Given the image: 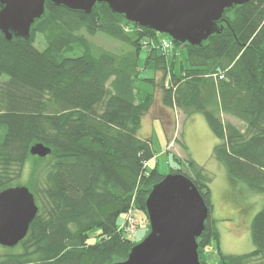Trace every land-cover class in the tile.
Masks as SVG:
<instances>
[{
    "label": "trees",
    "instance_id": "16d2710c",
    "mask_svg": "<svg viewBox=\"0 0 264 264\" xmlns=\"http://www.w3.org/2000/svg\"><path fill=\"white\" fill-rule=\"evenodd\" d=\"M83 31L107 35L130 51L98 48ZM39 34L42 50L36 46ZM162 39L106 3L85 13L49 0L30 39L14 35L8 41L0 31V193L27 186L39 207L25 239L0 264H115L128 258L139 242L123 235L118 221L131 209L149 221L146 201L166 177L156 168L147 170L156 154L151 140L138 136L158 90L162 105L179 109L185 120L204 115L218 140L213 157L233 182L264 195V0L227 9L200 46L166 38L187 52L189 66L180 73L176 59L169 60L172 51L161 48ZM78 50L81 55L66 56ZM143 71L163 76L142 77ZM37 144L51 154L32 156ZM34 157L24 185L26 164ZM188 166L189 173L171 174L191 179L209 208L197 239L201 264H210L205 250L213 242L220 264H264V207L251 224L255 249L224 255L210 216L211 178L193 159Z\"/></svg>",
    "mask_w": 264,
    "mask_h": 264
},
{
    "label": "water",
    "instance_id": "95a60500",
    "mask_svg": "<svg viewBox=\"0 0 264 264\" xmlns=\"http://www.w3.org/2000/svg\"><path fill=\"white\" fill-rule=\"evenodd\" d=\"M47 0H0V31L30 39L31 28L45 13ZM55 5L90 13L106 3L127 21L168 35L182 44L200 46L216 32L225 11L250 0H49ZM51 149L32 147L45 158ZM150 233L133 247L125 261L115 264H201L197 239L205 229L209 208L191 179L169 174L155 185L146 201ZM39 212L27 186L0 193V245L15 248L25 239Z\"/></svg>",
    "mask_w": 264,
    "mask_h": 264
},
{
    "label": "rangeland",
    "instance_id": "374dc122",
    "mask_svg": "<svg viewBox=\"0 0 264 264\" xmlns=\"http://www.w3.org/2000/svg\"><path fill=\"white\" fill-rule=\"evenodd\" d=\"M81 34L86 36L96 47L115 54L130 51L128 45L107 35L99 33L91 37L84 31ZM42 38L43 36L39 34L36 40V46L41 50L45 48V43ZM162 38L169 37L162 34ZM79 55H81V51L78 50L74 53H68L66 56L74 57ZM146 56L145 51L140 55L141 68H143ZM174 56L176 57L174 58ZM174 59H176L175 71L177 73H180L182 67L187 68L189 66L185 49L181 50L174 46L169 60L172 62ZM144 74L146 76H155L158 80L163 76L162 73L155 75L151 71H143L141 76L144 77ZM160 95L158 90V102ZM155 108L153 107L154 112ZM174 113L173 128L171 130L166 129L162 120H154L151 129H149L148 122L142 123L138 136L142 139H150L156 154L153 163L147 164V170L150 171L156 168L160 174L165 176L178 170L189 173V159H193L199 165L203 166L211 178L210 188L213 208L210 216L215 227L220 232V248L222 253L227 256L250 253L255 249L251 234V224L255 215L264 207V195L252 191L243 183H233L229 180V177L226 175L228 174L226 167L213 157L214 143L217 144L218 140L209 129L204 115L195 114L192 118H189L191 120L186 124L187 119L185 120L184 114L179 109L174 111ZM175 120H177V124H175ZM223 120L225 122H231L241 129L244 128L242 122L229 116L223 115ZM182 138L184 144L181 143ZM33 159L35 157L31 158L26 164L22 181L24 185L28 184ZM141 217L145 219L144 215H141ZM124 220L125 216L120 217L118 221L119 225ZM148 231V226L146 228L142 226L138 234L133 238V241L141 242L148 234ZM97 241L98 238L92 236L89 242L90 244H95ZM17 249V247L7 248L0 245V259L5 254ZM217 251L218 245L216 242H213L205 250L206 259L210 264H220V256Z\"/></svg>",
    "mask_w": 264,
    "mask_h": 264
},
{
    "label": "built area",
    "instance_id": "2783aa9c",
    "mask_svg": "<svg viewBox=\"0 0 264 264\" xmlns=\"http://www.w3.org/2000/svg\"><path fill=\"white\" fill-rule=\"evenodd\" d=\"M161 48L163 51L168 52L173 48L172 41L169 39H162ZM146 228L148 226V222L146 219L141 217V214L136 209H131L127 215H125L124 222L119 226V230L126 237L133 239L142 228Z\"/></svg>",
    "mask_w": 264,
    "mask_h": 264
},
{
    "label": "crops",
    "instance_id": "0c3cea01",
    "mask_svg": "<svg viewBox=\"0 0 264 264\" xmlns=\"http://www.w3.org/2000/svg\"><path fill=\"white\" fill-rule=\"evenodd\" d=\"M155 108V112L154 110L152 109V111L150 113H148L143 121V122H148L150 128L151 129L153 127V121L154 120H162V122L164 123L166 129H172V123H173V120H174V112L171 108H165L162 103H161V98H159V102H158V99L156 100L155 102V105H154ZM193 117V116H192ZM190 117V118H192ZM167 119H169V121H167ZM191 120V119H190ZM189 118L187 119L186 121V124L188 121H190ZM200 120V119H199ZM185 129V128H184ZM183 129V130H184ZM210 129V128H209ZM184 136V135H183ZM216 138V137H215ZM182 144H184V141H183V138H182V141H181ZM215 143H214V147H215ZM169 147H170V144H169ZM153 163V160H151L150 162H148V164H152ZM224 170V169H223ZM225 172V171H224ZM228 177L229 175L226 174ZM229 180L231 182H233L230 177H229ZM234 183V182H233Z\"/></svg>",
    "mask_w": 264,
    "mask_h": 264
}]
</instances>
